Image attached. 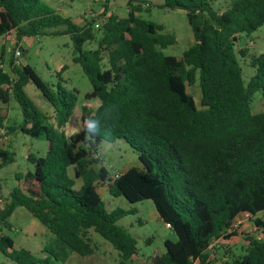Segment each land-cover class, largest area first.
I'll use <instances>...</instances> for the list:
<instances>
[{
	"label": "trees",
	"instance_id": "16d2710c",
	"mask_svg": "<svg viewBox=\"0 0 264 264\" xmlns=\"http://www.w3.org/2000/svg\"><path fill=\"white\" fill-rule=\"evenodd\" d=\"M106 20L79 25L43 0H0V37L14 36L16 45L46 35H67L72 60L79 64L92 90L81 107L84 129L68 135L79 92L46 83L14 50L9 71L0 62V103L16 101L22 122L7 125L0 109V130L19 131L47 142L42 156L29 154L33 170L16 173V186L0 206V230L20 207L56 236L62 246L82 256L95 252L90 232L108 241L123 260L137 254V241L118 221L133 210L109 211L98 192L107 183L113 197L135 204L151 201L165 225L177 236L164 241L165 252L150 264H264V238L246 235L245 253L232 257L223 242L238 237L236 219L256 218L264 211V111L253 113L256 93L264 98V53L252 56L248 81L235 53L241 35L264 25V0H163L158 8L184 10L194 42L181 56L164 54L177 43L163 24L137 16L143 6L127 0L128 16L107 14L112 0H103ZM95 42L97 48L84 49ZM14 49V48H13ZM5 53V51H3ZM7 52V51H6ZM246 56V48L240 50ZM65 68H62L64 70ZM60 74V73H59ZM32 83L54 111L42 112L25 88ZM199 85L200 108L188 93ZM124 141L140 166L110 178L98 146ZM15 153L0 148V169ZM0 250L15 264H59L55 252L41 258L0 235ZM216 252V253H215Z\"/></svg>",
	"mask_w": 264,
	"mask_h": 264
},
{
	"label": "rangeland",
	"instance_id": "374dc122",
	"mask_svg": "<svg viewBox=\"0 0 264 264\" xmlns=\"http://www.w3.org/2000/svg\"><path fill=\"white\" fill-rule=\"evenodd\" d=\"M43 1L59 14L71 18L73 22L79 25H84L87 21L90 22L93 19L96 20V23L101 22L102 25L107 17L103 15L105 12L103 0ZM136 1L144 7H150L137 13L138 17L163 24L167 33L176 36L177 43L165 49L164 54L181 56L192 45L194 42L193 32L188 24L185 12L158 8L156 5L162 3L163 0ZM223 1L225 3L227 0H220L221 3ZM128 11L127 0H112L107 14H115L120 18H124L128 16ZM12 47L13 43L10 37H0V62L4 58L3 66L6 71H9L8 62L12 56L9 48ZM21 47V55L16 56L20 64L29 65L46 83L54 88L60 83L70 90L75 89L79 92L77 111L72 121L67 124L65 132L70 135L84 129L80 119L81 107L86 105L93 109L97 106L98 101H85V95L92 90V87L81 66L72 60L73 48L70 37L67 35H46L26 39L21 43ZM88 48L95 49L97 45L95 42L86 44L84 49ZM245 48L246 56L241 57L238 52ZM235 53L243 68L245 80L248 81L254 74V69L250 65L252 56L264 53V25L250 35H241L235 45ZM62 68L65 69L62 70ZM187 88L188 93L200 108L201 90L198 83ZM25 90L39 110L49 115L53 113L54 109L51 104L45 100L41 92L32 83H29ZM0 109L7 113V125L12 126L15 123L22 122L21 109L16 101L11 100L8 105L0 103ZM251 109L253 113L264 111V98L260 93L255 94ZM8 147L10 151L15 153V161L0 169L1 207H4L9 191L17 184L16 173H26L28 170H33V165L27 159L28 155H44L47 150V142L44 137L31 138L19 131L11 133L6 129L0 130V148L6 149ZM98 150L102 155V162L96 165V170H98V167L104 166L110 172L111 179L121 175L130 167L140 166V161L134 150L124 141L115 143L102 141L98 146ZM98 192L106 202L109 211L117 208L134 211L118 221V225L127 229L137 241V254L132 260H123L119 252L108 241L93 231L90 232V236L95 252L91 256L82 257L62 246L55 235L48 231L36 218L32 217L28 211L20 207L13 211L8 219L9 227H2L0 235L10 237L14 241L16 249H26L41 258L49 257L44 251V248H47V250L59 255L62 259L59 264H150L153 256H161L165 252V240L173 242L177 240L175 232L159 219L151 201L145 200L131 204L124 197H113L108 192L107 183L104 186L99 185ZM256 218L264 222V211L257 214ZM239 225L238 234L240 235L222 243L223 246L232 251L231 258L233 259L245 253L244 238H246V235L264 238V229L257 228L254 219L240 218ZM223 252V250H220L217 252L218 254L213 255L215 264L219 262ZM0 264L15 263L10 261L0 250Z\"/></svg>",
	"mask_w": 264,
	"mask_h": 264
},
{
	"label": "built area",
	"instance_id": "2783aa9c",
	"mask_svg": "<svg viewBox=\"0 0 264 264\" xmlns=\"http://www.w3.org/2000/svg\"><path fill=\"white\" fill-rule=\"evenodd\" d=\"M100 25H101V22L96 23V24H95V28H96V29H99V28H100ZM9 37H10V40L12 41V43H13V47H12V48H9V50H14L15 55H16V56H20V55H21V50L19 49V48H20L19 45H18V46L16 45V41H15L14 36L11 35V36H9ZM13 48H14V49H13ZM240 218H248V219H249V217H248L247 214H244V215L239 216V217L236 219V222H235V224H234V226H235L236 228H238V227L240 226V225H239V219H240Z\"/></svg>",
	"mask_w": 264,
	"mask_h": 264
},
{
	"label": "water",
	"instance_id": "95a60500",
	"mask_svg": "<svg viewBox=\"0 0 264 264\" xmlns=\"http://www.w3.org/2000/svg\"><path fill=\"white\" fill-rule=\"evenodd\" d=\"M178 11L184 12V10L178 9Z\"/></svg>",
	"mask_w": 264,
	"mask_h": 264
}]
</instances>
